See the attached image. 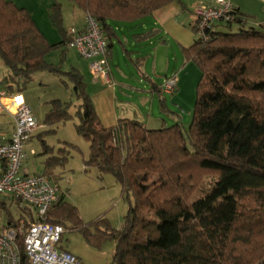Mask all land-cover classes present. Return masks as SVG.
<instances>
[{"label": "trees", "instance_id": "16d2710c", "mask_svg": "<svg viewBox=\"0 0 264 264\" xmlns=\"http://www.w3.org/2000/svg\"><path fill=\"white\" fill-rule=\"evenodd\" d=\"M70 1L99 21L109 54L117 38L109 22H136L172 3L186 9L181 0ZM235 11L241 17L236 22L215 24L206 42L196 39L184 50L201 73L188 126L160 97L161 113L177 117L175 124L149 129L124 119L105 128L82 75L56 70L47 61L54 50L64 56L71 40L62 5L55 2L51 8L49 18L61 35L58 44H51L30 11L0 0V65L12 72L2 87L23 93L37 73L67 76L81 102L77 132L90 144L85 170L111 174L128 204L123 225L116 229L105 217L83 223L77 207L60 195L48 221L79 231L95 246L114 241L111 264H264V24L248 26ZM131 62L150 82L142 63ZM50 104L44 125L72 118L71 103ZM50 132L37 136L44 156L53 151L44 140ZM65 152L48 157L46 169L63 167ZM211 175L217 177L212 187L191 202Z\"/></svg>", "mask_w": 264, "mask_h": 264}, {"label": "built area", "instance_id": "2783aa9c", "mask_svg": "<svg viewBox=\"0 0 264 264\" xmlns=\"http://www.w3.org/2000/svg\"><path fill=\"white\" fill-rule=\"evenodd\" d=\"M239 18L227 0L202 3L193 11L192 29L197 39L206 42L215 24L234 23ZM68 34L67 49L89 62L96 79L109 80L108 42L99 21L87 14L85 28H71ZM177 83V75L166 77L161 91L173 94ZM0 108L13 117L12 133L0 131V264H82L71 252L59 248L64 226L48 221L49 212L59 202V188L51 176L23 168L29 156L27 146L39 123L24 94L8 93L1 80ZM30 155H36L34 149Z\"/></svg>", "mask_w": 264, "mask_h": 264}, {"label": "crops", "instance_id": "0c3cea01", "mask_svg": "<svg viewBox=\"0 0 264 264\" xmlns=\"http://www.w3.org/2000/svg\"><path fill=\"white\" fill-rule=\"evenodd\" d=\"M214 1L216 0H181L186 6L185 10L177 3H172L136 22H109L117 34L108 55L109 80L96 79L90 71L89 62L85 59L76 60L74 65L71 64L72 69L82 75L103 127L112 128L124 119L139 121L149 129L162 125L170 126L178 122L177 117L161 113L159 92L154 87L156 85L161 90L164 80L157 83L156 79L162 75L166 78L170 74L178 75V90L176 89L177 92L173 94L163 93L172 96L170 102L165 98L167 106L182 118L185 126H188V122L184 121V113L190 117L192 103L194 99L196 101V92L192 90L195 85L197 86V79H200L201 73L197 66L188 60L184 50L190 48L197 39L192 29L195 7ZM227 1L241 13L248 26L259 27L264 24V0ZM72 4L74 25L71 28L83 30L87 14L73 2ZM80 14H83L82 22ZM67 51V59L71 51L78 54L73 49ZM131 59L142 63V71L150 82L140 77ZM123 61L126 64L122 67ZM12 85L15 88V84ZM4 86L8 87V84ZM1 110L0 108V112ZM0 131L10 135L13 123L10 128ZM47 175L53 178L52 173Z\"/></svg>", "mask_w": 264, "mask_h": 264}, {"label": "rangeland", "instance_id": "374dc122", "mask_svg": "<svg viewBox=\"0 0 264 264\" xmlns=\"http://www.w3.org/2000/svg\"><path fill=\"white\" fill-rule=\"evenodd\" d=\"M9 1L31 12L38 27L51 44H58L61 41V35L49 18L51 8L55 2H59L62 5L64 28L69 29L74 25L73 4L70 0ZM80 15L79 18L82 22L83 14ZM234 28L236 30V27ZM222 32H226V30ZM67 53L68 51L63 56L61 49L54 50L48 55L47 60L54 64L56 70L59 67L64 73L70 72L73 70L71 64L74 65V62H77L76 60L83 58L74 51H71L67 59ZM121 64L123 67L126 63L123 61ZM10 74L12 72L9 69L0 65V77H4L3 79L0 78L1 83H3L6 77H10ZM170 76L172 75H168V77ZM196 76L198 78V74ZM163 80H165V75L156 79L157 83H161ZM196 88L197 86L195 85L192 91L195 90L196 92ZM23 94L39 123V128L34 136L35 138L27 146L29 156L24 161L23 168L27 169L30 173H52L53 182L59 188L60 194L66 202L77 207L83 223L87 224L97 218L105 217L109 220L112 227L120 229L128 209V204L122 196L121 186L111 174L101 175L96 169L85 170L84 162L89 156L90 144L77 132V126L80 124L77 111L81 102L74 93V85L68 80L67 76L40 72L32 77V81L26 85ZM158 96L159 98H167L169 102L172 97L170 95H164L163 92L159 93ZM53 100L71 103L70 113L72 118L49 127L44 125V119L51 109L50 102ZM195 102L194 99L192 111ZM192 111L190 117H187L186 113H184V121L188 122V125L192 118ZM12 123L13 117L2 109L0 112V129L5 130L10 128ZM49 131L51 132L44 136V140L53 151L51 155L44 156L42 155L41 142L37 136L40 133ZM32 149L36 152L35 156L30 155ZM61 149H66L65 165L63 167L56 166L46 169L45 162L47 158L52 156L60 157ZM216 179L217 177L214 175L205 177L204 183L193 196L191 202L206 194ZM66 224L68 228L72 227L70 223ZM59 248L71 252L81 260L82 264H111L115 251V242L105 240L100 246H95L88 243L79 231L68 229L63 235Z\"/></svg>", "mask_w": 264, "mask_h": 264}]
</instances>
